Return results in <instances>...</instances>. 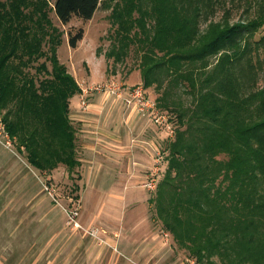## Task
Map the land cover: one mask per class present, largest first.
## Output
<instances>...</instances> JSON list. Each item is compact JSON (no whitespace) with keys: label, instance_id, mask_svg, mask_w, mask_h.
<instances>
[{"label":"trees","instance_id":"1","mask_svg":"<svg viewBox=\"0 0 264 264\" xmlns=\"http://www.w3.org/2000/svg\"><path fill=\"white\" fill-rule=\"evenodd\" d=\"M99 6L111 8L116 26L108 55L123 60L134 44L143 85L161 88L167 77L157 102L170 110L175 132L151 198L163 226L197 264H264V33L256 38L264 0H0L5 130L37 168L81 164L70 106L81 86L58 58L61 32L50 12L67 23L90 19ZM83 33L70 32L69 45ZM179 85L188 106L166 100Z\"/></svg>","mask_w":264,"mask_h":264},{"label":"rangeland","instance_id":"2","mask_svg":"<svg viewBox=\"0 0 264 264\" xmlns=\"http://www.w3.org/2000/svg\"><path fill=\"white\" fill-rule=\"evenodd\" d=\"M223 10L218 8L212 17L219 18ZM110 14L111 8L99 6L88 20L73 16L63 23L51 11V19L61 32L58 58L80 86L108 80L128 86L143 85L141 54L134 44L123 60L108 55L115 43L116 27ZM244 14L242 6L233 8L229 17L235 21ZM79 28L84 30L83 37L72 47L69 33H76ZM262 33L264 28L256 38ZM214 57L211 60L217 59ZM45 60L41 57L35 64ZM47 64L51 68L49 61ZM30 70L34 72L35 66ZM163 79V87L154 84L144 86V90L159 109L169 113L157 102L168 85L167 77ZM258 84L264 85V70ZM168 89L169 105L190 104L191 96L183 86ZM80 100V93H76L70 102L81 159L73 170L64 164L50 171L33 166L16 141L1 131L0 264H197L157 216L151 199L157 186L150 189L145 185L150 176H155L158 184L165 173L167 126L152 121L148 113L138 112L132 103L131 121L124 117L132 122L130 132L122 125L114 132L116 143L96 138L106 148L88 150L94 142L88 136L90 131L73 117L77 107L88 110L82 109ZM88 100L90 104V97ZM115 119L119 117L116 115ZM46 185L53 189V195L45 189ZM75 206L79 214L74 221L66 208Z\"/></svg>","mask_w":264,"mask_h":264},{"label":"built area","instance_id":"3","mask_svg":"<svg viewBox=\"0 0 264 264\" xmlns=\"http://www.w3.org/2000/svg\"><path fill=\"white\" fill-rule=\"evenodd\" d=\"M144 85L137 84V85H125L123 82L116 81V80H108L105 82H96L94 84H91L89 86H81V92H80V102L81 107L84 110H87L89 107V97L95 93H101L106 95L107 97H121L126 104L127 107H131V104H136V107L138 108V112L142 114L148 113L149 116H151V120L160 124L167 126L169 130V135H173L175 132V124L170 118V114L166 112L163 109H159L157 106V103L152 101L150 97L146 94L144 90ZM164 111V112H163ZM2 116L0 115V134L1 131H6L4 122L1 119ZM7 133V131H6ZM8 137L9 134L7 133ZM5 136V135H4ZM11 138V137H10ZM0 141L2 139L0 138ZM10 143V139L7 140ZM159 155V151L157 152ZM160 156V155H159ZM145 185L149 187L150 189H154L157 186V181L155 176H150L146 182ZM45 189L48 191L50 195H53V189L50 188L49 185L45 186ZM66 211L70 217L71 220L75 221V218L79 214V208L78 206H75L74 208H66ZM77 223V222H76ZM78 225V223H77Z\"/></svg>","mask_w":264,"mask_h":264},{"label":"crops","instance_id":"4","mask_svg":"<svg viewBox=\"0 0 264 264\" xmlns=\"http://www.w3.org/2000/svg\"><path fill=\"white\" fill-rule=\"evenodd\" d=\"M75 110L76 113L73 117L76 116L75 118L82 122L84 128L90 131L88 136L94 140L93 143L88 145L90 146L88 150L106 148L105 143L102 141L97 143L96 138L104 139L108 144L116 143L115 139L117 135L114 132L122 125L127 128L128 132L131 130L132 122L130 124V122L128 123L124 119L125 116H128V119L131 121V107H127L121 97H107L104 94L95 92L90 96V104L86 112L81 110L80 107H77ZM116 115L119 119L122 116V119L116 120Z\"/></svg>","mask_w":264,"mask_h":264}]
</instances>
